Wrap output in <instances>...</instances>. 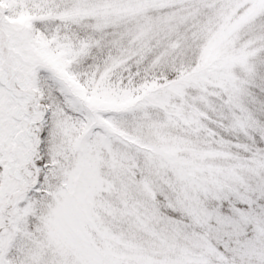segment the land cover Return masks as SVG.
<instances>
[{"label": "snow or ice", "instance_id": "snow-or-ice-1", "mask_svg": "<svg viewBox=\"0 0 264 264\" xmlns=\"http://www.w3.org/2000/svg\"><path fill=\"white\" fill-rule=\"evenodd\" d=\"M0 264H264V0H0Z\"/></svg>", "mask_w": 264, "mask_h": 264}]
</instances>
